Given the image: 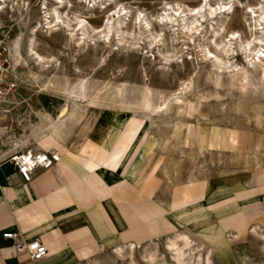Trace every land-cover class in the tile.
<instances>
[{
    "label": "rangeland",
    "instance_id": "rangeland-1",
    "mask_svg": "<svg viewBox=\"0 0 264 264\" xmlns=\"http://www.w3.org/2000/svg\"><path fill=\"white\" fill-rule=\"evenodd\" d=\"M0 32L18 81L0 150L57 144L71 99L62 142L119 143L128 173L156 157L169 229L99 264H264V0H18Z\"/></svg>",
    "mask_w": 264,
    "mask_h": 264
},
{
    "label": "crops",
    "instance_id": "crops-1",
    "mask_svg": "<svg viewBox=\"0 0 264 264\" xmlns=\"http://www.w3.org/2000/svg\"><path fill=\"white\" fill-rule=\"evenodd\" d=\"M122 148L92 137L78 149L61 141L38 146L61 159L30 183L5 160L21 150H0V264H99L105 252L166 234L170 213L154 195L158 178L150 173L156 157L128 173ZM6 232H18L17 242L40 239L49 255L32 262Z\"/></svg>",
    "mask_w": 264,
    "mask_h": 264
},
{
    "label": "built area",
    "instance_id": "built-area-1",
    "mask_svg": "<svg viewBox=\"0 0 264 264\" xmlns=\"http://www.w3.org/2000/svg\"><path fill=\"white\" fill-rule=\"evenodd\" d=\"M17 90L18 81L12 72L10 64L9 41L0 32V107L7 100L12 99ZM60 159L61 157L56 153L29 150L19 152L5 160L14 165L25 183H30L37 170L50 169ZM7 179L9 180L10 178L8 177ZM19 236L20 234L18 232H6L3 234L4 239L15 241L17 252L19 254H25L32 262H40L49 255L47 247L40 239L17 242Z\"/></svg>",
    "mask_w": 264,
    "mask_h": 264
},
{
    "label": "bare ground",
    "instance_id": "bare-ground-1",
    "mask_svg": "<svg viewBox=\"0 0 264 264\" xmlns=\"http://www.w3.org/2000/svg\"><path fill=\"white\" fill-rule=\"evenodd\" d=\"M18 0H0V12H3L4 9H5V5L7 3H13V2H17ZM226 8V7H224ZM216 13L215 11H213V9L211 8V12L209 13L210 16H214ZM205 18V17H204ZM122 24V23H121ZM11 52V51H10ZM11 54V53H10ZM29 55L30 57H35L36 59V62H40V63H43L44 62V58L43 57H40L39 55H37V53L35 54L34 51L32 49H30L29 51ZM10 62H11V59H10ZM41 65V64H40ZM261 75L263 76L264 75V64L261 65ZM12 69V67H11ZM264 77V76H263ZM248 81V77H247V72L243 71L240 73V77H239V82L240 84L242 85V87H244V83ZM220 84H221V81H220ZM217 85V84H216ZM240 85V86H241ZM219 86V84H218ZM217 86V87H218ZM221 86V85H220ZM244 89V88H242ZM246 88V87H245ZM180 100L181 99H176V102L178 101L180 103ZM71 103L72 104H75L74 101H72L71 99H69L65 105L66 109H63L60 113V115L57 117V118H54L50 125L48 126L49 127V133L51 134V137H53V139L58 143L62 140L64 134H66V132L68 131V125H67V120H76V123L80 125V123L82 124L84 118L80 115V116H75L74 115V111H72V108H71ZM165 103V102H164ZM178 103V104H179ZM159 105V104H158ZM74 107V106H73ZM157 108V107H156ZM159 109V108H158ZM163 109V108H162ZM150 110V108L148 109ZM163 111V110H162ZM161 112V111H160ZM139 139V138H138ZM23 140V139H22ZM17 141V145L19 144L20 142V139L16 140ZM52 142V141H51ZM50 142V143H51ZM62 142V141H61ZM137 142V141H136ZM19 152H22V151H19ZM19 152H16L10 156H8L7 158L19 153ZM179 238L182 239V241H184V245H185V248H189L191 246V243L189 242L188 238L187 237H184V236H178ZM177 237V238H178ZM178 245L176 242H173V244L170 246L171 248H176ZM190 249V248H189ZM119 251H122V250H119ZM183 251V250H182ZM184 252V251H183ZM185 254V253H184ZM183 253H180L178 254V258L177 259H181L182 260V257H183ZM180 262V261H179ZM180 264H185L183 262H181Z\"/></svg>",
    "mask_w": 264,
    "mask_h": 264
}]
</instances>
